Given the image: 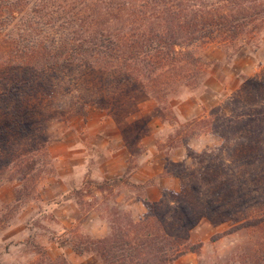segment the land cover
I'll use <instances>...</instances> for the list:
<instances>
[{
  "label": "trees",
  "instance_id": "trees-1",
  "mask_svg": "<svg viewBox=\"0 0 264 264\" xmlns=\"http://www.w3.org/2000/svg\"><path fill=\"white\" fill-rule=\"evenodd\" d=\"M263 26L264 0H0V170L15 169L18 194L29 192L27 182L48 158L41 101L64 77L77 91H96L88 98L101 107L141 92L160 101L200 83L191 44L233 42ZM187 126L213 128L223 140L221 156L201 154L196 165L165 169L163 176L183 182L180 193L168 198L163 191L146 218L113 227L107 238L72 239L76 253H94L102 264H171L199 251L187 235L200 216L236 219L211 241L264 227V69ZM243 249L239 264H264L262 243ZM41 254L34 264H47Z\"/></svg>",
  "mask_w": 264,
  "mask_h": 264
},
{
  "label": "rangeland",
  "instance_id": "rangeland-1",
  "mask_svg": "<svg viewBox=\"0 0 264 264\" xmlns=\"http://www.w3.org/2000/svg\"><path fill=\"white\" fill-rule=\"evenodd\" d=\"M187 49L200 58V83L160 101L141 92L123 99L122 104L118 99L115 106L101 107L88 98L95 96L96 91H77L67 77L55 84L52 95L43 97L41 103L49 115L48 158L39 166L38 175L27 182L29 192L18 194L20 180L15 169L0 170V264H34L43 258L42 252L47 264H59L62 259L70 264H102L94 253H76L71 240L100 238L90 232L98 234L96 230L103 224L109 231L101 238L109 237L113 227L127 229L128 221L146 218L163 191L170 198L183 190L181 179L163 176L165 169L174 164L196 165L201 154L221 156L223 140L213 128L192 130L187 123L221 106L239 90L243 79L264 69V26L233 42L208 39ZM53 77L47 75L50 81ZM108 89L113 95L119 93L114 84ZM234 119L242 120L237 116ZM147 151L151 155L148 160ZM120 152L124 164L118 168L119 175L113 170L114 174L109 176L104 170L105 162ZM152 161L154 164L149 165ZM159 164L162 171L140 183L145 176L139 168L146 165L154 171ZM133 176L135 182L129 181ZM158 177L176 178L179 189H161L158 200L151 202L146 188L155 185ZM61 191L62 196H54ZM132 196L139 199L138 207L144 209L143 213L136 210ZM68 197L80 214L66 227L58 219L63 210L58 204ZM235 223L232 218L215 220L200 216L187 235L189 244H201L199 251L188 252L171 264H239L236 256L244 247L264 245V227L240 230L211 241L212 235ZM19 229L26 231L24 238L14 236ZM188 254V259L180 261Z\"/></svg>",
  "mask_w": 264,
  "mask_h": 264
},
{
  "label": "crops",
  "instance_id": "crops-1",
  "mask_svg": "<svg viewBox=\"0 0 264 264\" xmlns=\"http://www.w3.org/2000/svg\"><path fill=\"white\" fill-rule=\"evenodd\" d=\"M121 152L116 157H114L112 160L110 159V160H107L105 162V164H106L107 167L105 169L104 168L103 169L106 170V173L109 176H112L114 174L113 173V170L116 171L117 176L119 175V170L122 168V166L124 164L123 156L121 155ZM150 156H151L150 153L147 151V160H148V158H150ZM148 164L149 165L150 164H154V162L153 161L152 162H148ZM112 167H115V168H112ZM118 168H119V170H118ZM162 168H163L162 165H160V167L157 168V169H155L154 171L151 168L149 169V166H146V165H144L143 168H139L143 172V174L145 176V178L140 179V183L145 182V180L148 179L149 177L151 178L152 176H155L156 174H159L162 171ZM103 169H101V170L103 171ZM134 177L135 176L130 177L129 178V181L135 182ZM176 185H177L176 178H172V177H162L161 178V177H158L157 179H155V185H151V186H148L146 188L147 198L151 202H155V201L158 200V198L160 196V190L161 189H169L170 190V188H172V189L178 190L179 188ZM59 189L62 190L61 189V185H60V188ZM63 193H64V191L63 192L61 191V193L60 192L59 193H55L54 196L59 195V197H60V196L63 195ZM85 198L89 199L86 196H85ZM130 199L131 200H134L135 199V203L137 205L136 210L139 211L140 213H143L144 212V209L141 208V210H140V206L138 207V205H140L139 199L138 198H135L133 196ZM70 201H71V198L68 197L67 199L64 198L58 204V207L59 206L60 207H63L62 208L63 210L60 211L59 214H58V219L61 221V224H64V226H66V227H69L72 224V222L74 221V219L76 217H78L79 214H80V211L77 208V206L74 205L73 203H71ZM63 204H65V205H63ZM61 213H62V215H60ZM63 230H65V229H63ZM108 231L109 230H108V227L106 226V224L105 225L103 224L102 226H100V230L99 231L96 230V232H98V234L92 233L90 231L89 232L91 234H93L95 237H100L101 238V237L107 236ZM10 233H12V231ZM22 234H24V235H22ZM25 234H26V231L25 230L19 229V230L15 231L14 236L16 235L18 238H24L25 237ZM46 244L48 245V243H46ZM187 257L189 258V254L183 256L180 259V261H183Z\"/></svg>",
  "mask_w": 264,
  "mask_h": 264
}]
</instances>
